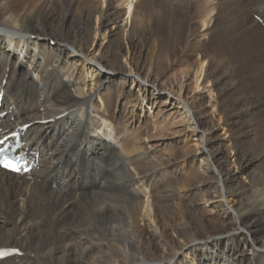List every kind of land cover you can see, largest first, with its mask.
<instances>
[{
	"label": "bare ground",
	"instance_id": "1",
	"mask_svg": "<svg viewBox=\"0 0 264 264\" xmlns=\"http://www.w3.org/2000/svg\"><path fill=\"white\" fill-rule=\"evenodd\" d=\"M95 1L0 0V112H5L0 129L3 135L18 131L23 143L18 152L37 162L24 175L0 170V248L20 251L0 264H189L183 260L189 254L198 264H264V175L254 171L248 185L239 181L226 165L228 147L221 144L209 151L207 144L216 136L214 125L197 109L198 100L173 97L183 101L184 112L191 113L185 130L200 133L210 171L203 187L216 189L220 198L214 207H224L229 199L237 202L232 211L223 208L214 219H206L189 195L196 192L191 179L182 180L186 190L181 191L179 179L168 172L178 162L194 163L195 157L188 151L181 156L169 151L150 157L143 136L162 139V128L170 123L162 120V113L154 121H141L133 110L144 101L158 100L163 90L153 80H160L167 54L176 53L175 47L169 51L166 45L178 44L195 57L191 66L198 62L197 80L207 63L203 78L213 80L217 88L218 109L232 134L228 146L235 152V164L246 174L258 161L248 137L264 114V25L259 27L248 9L233 2L229 12L242 13L244 26L232 22L215 32L218 23H214L202 32L208 40L194 36V43L191 32L196 20L207 26L213 18L210 10L216 5L210 0L197 4L174 0L175 8L165 5V0H126L131 25L130 49L125 52L122 29L115 32L108 27L120 17L113 3L121 0H105V8ZM259 14L264 22V8ZM164 15L167 24L161 20ZM94 16L99 31L110 34L97 58L89 49ZM250 29L254 43L261 40L260 48L237 40L236 32ZM23 40L26 50H33L29 63L38 82L28 80L18 62H13L9 46L18 47ZM144 41L157 50L137 56L131 45L142 47ZM122 57L135 77L121 66ZM89 71L94 72V85L85 90ZM129 80L140 87L142 99L123 93ZM115 83L119 90L112 88ZM167 103L176 108L172 97ZM106 121L117 146L92 133ZM24 124L29 126L19 129ZM136 188L140 192L150 188L149 201L140 200ZM140 220L154 231L140 226ZM246 246L253 250L249 257L243 252ZM201 247L203 252L196 256Z\"/></svg>",
	"mask_w": 264,
	"mask_h": 264
},
{
	"label": "rangeland",
	"instance_id": "2",
	"mask_svg": "<svg viewBox=\"0 0 264 264\" xmlns=\"http://www.w3.org/2000/svg\"><path fill=\"white\" fill-rule=\"evenodd\" d=\"M135 1L138 2L139 0H134V2ZM175 1L165 0V5L175 8L174 6ZM191 1L194 4H197L198 1L201 2L202 0H191ZM247 1H249L250 4L253 2V0H230V1L210 0L211 3L216 5L215 7H213V10H210V14H212L213 18L216 17V21H214L212 18L210 21L211 23L206 24L207 26L205 25L203 26L200 20H196L197 22H195L193 26V30L191 32V38H193L194 36H200L201 40L207 41L208 36L202 35V32L206 31L207 30L206 28L209 25H210L209 27L213 26L214 23H218L214 27L215 32L219 30L223 31L227 29L228 25L233 24L232 22L238 23V25L241 24L240 20L242 18L241 16L242 13L235 11L234 13L230 14L231 12L230 5L233 2L234 4H238L239 2L242 7L241 9H245V10L248 9V11H250V12L247 11L249 13V17L252 20H254L259 27L263 28L264 25L263 17L261 16V14H259V11L260 9L264 8V0H255L254 5H247ZM244 3L246 5H244ZM95 5L101 8H105L106 1L96 0ZM113 6L120 11V17L116 19L115 24L110 23L108 27L112 31H115L117 29L119 31L120 29H122V50L126 52L128 49H130V45L127 40V30L131 25V20L127 16L128 3L126 0L124 1L121 0L117 3L116 2L113 3ZM226 8H228V10H226ZM76 15H77V11H73L72 17H75ZM164 16H165L164 18L162 16L163 19L161 18V20H164V24H167L166 22L167 16L166 15ZM98 23H99L98 17L94 16L92 18V24H91L92 30L90 33L91 35H90L89 49L96 58L100 54V49H103V47L108 43V39L110 36L109 30L100 29L102 31H99ZM241 25L244 26V23ZM242 30L243 29H240V31ZM253 31L254 30L250 29L249 32H244V33L241 32L242 34L241 33L238 34V32H236V37L239 43L249 48H254V45H257V47L260 48L261 40H259L258 43H254V40L252 39V35L255 33H253ZM33 39L34 37L31 36L30 41H32ZM49 39L47 38L46 40L49 41ZM195 39L196 37L192 39V42L195 43ZM229 39L230 41L232 40L230 37ZM39 40L42 43L45 42V38H41ZM50 43L54 45V42H52L51 40ZM231 45L234 48L232 41H231ZM26 46L27 43L25 40L21 41L18 47H15L14 44L9 46L13 53V62L14 63L18 62V65L20 67L17 66V68L18 69L20 68L19 70L20 72L22 71V73L26 72V76L28 80L32 81V83L38 82L39 76L31 68V65L29 63L30 54H33V50L32 51L30 50V52H28L26 50ZM166 47L167 50L168 48L170 49L169 51H172V49L175 47L176 53H171L170 55L167 54L165 62L164 63L162 62L161 64L160 80H156V79L153 80L155 86L159 90H163V92L159 94V97H157L158 100L156 102L154 100H151L150 102L144 101L143 103L138 104L133 110L135 111V113H137V116L140 118L141 121L142 120L145 121L147 119L154 121L158 118V116H156L157 113L159 114V116L162 113V120L164 122H169L170 125L168 127L162 128V134L160 135V137L162 136V139L156 137L153 140L151 138L143 136L142 145H144V148H147L144 150L150 157H155L160 155L163 156V154L169 151H172V155L178 154L179 156H181L183 153H186V151H188L191 156L195 157L194 163L184 164L183 162H178L177 165L174 167L172 166L168 172L169 175L173 176L174 179H179L180 184L177 185V188L180 189L181 191L186 190V187H184L181 184L182 180L187 177L191 179L192 187L195 186L196 188V192H192L191 194H189L191 199L194 198L197 201L199 211L205 214L204 217L206 219H214L215 216L218 215V213L222 212L223 208L230 210L237 202L236 200L229 199L228 201H225L224 207L221 206L214 207L215 200H219L220 198H217L218 194L216 189L203 187L204 184L202 183V180L205 177H208L210 171H208L207 169V164H206L207 161L205 160V156L202 153L203 145L201 144L202 139L200 138V133L197 132L194 134L192 133V130H188V131L185 130L184 128L186 124L185 120L189 118L191 113L189 111L184 112V109L181 108L183 101L178 100L176 98L174 99L173 97L175 96L180 97L183 100L184 99L190 100L191 98H195L198 100L197 109L200 110L201 112H204V117H206L208 121L211 122L210 124L212 126L214 125L213 133L216 136L210 145L207 144L209 151H214V149H216L221 144L227 146L228 147V150L226 152L227 168L232 170L235 176L238 177V180L245 185H248L251 178L250 175L254 171H258L260 174L264 175V114H262V116L257 120L254 129L251 131L248 137L249 139H251L250 145L254 146L251 147L252 156L258 159V161L255 163V166L250 171H247V173L244 174L239 169L238 164H235L236 161L234 159L236 155L234 150L228 146L230 145L229 142L232 134L231 131H229V129L224 125V118L222 116V112L220 113L218 109L219 95L217 93V88L215 87L213 80H210L209 78L207 79L203 78L204 72H206L205 69L207 67V63H204L202 73H199L197 80L195 70H197L198 62L195 60V65L194 64H193L194 66L190 65L191 63H194L193 61L195 57L192 56L191 53L183 52L180 46H178V44H176L175 46H171L167 44ZM131 49H133L134 52H136V55L138 56L140 54L148 55V53H150L151 50H155L156 48H154L153 46H149L148 42L144 41V46L141 47L140 45H131ZM120 64L124 69H129L131 71L132 76L135 77L134 76L135 72L133 71V68L130 67L131 65L126 60V57H122L120 59ZM93 75H94L93 71L91 72L89 71L88 73H86L85 77L88 86L84 88L85 90L89 89L94 85ZM111 76L112 78L119 79L117 73H113V74L111 73ZM65 81L67 83L69 82L67 78H65ZM188 82L190 83V88H187V90H185L184 88L186 87V83ZM2 85H5V80L2 82ZM115 85L116 83L113 85L112 88L114 90H119L118 89L119 87L117 88V86ZM70 89L72 91L76 90L74 88V85H71ZM123 90H124L123 93L125 94L128 92L127 96L131 97L132 99L136 96H138L139 99H142L141 98L142 91L135 82H131L129 80L126 83L125 87H123ZM168 97H172L173 102L176 101L178 103V104L176 103L175 105L176 108L171 106V103L169 104L167 103ZM39 123L42 124L43 122H39ZM189 125L191 126V128L192 126H194L190 122ZM113 132H114L113 128L109 126L107 121L103 122L102 127L95 128L92 131V133L95 136L99 135L102 139L106 141H110L115 146H117L116 143L114 142ZM129 169L130 171H134L132 167H130ZM135 190L139 191L138 197L140 198V200H142L143 202L144 200L149 201L151 194L150 188H145L143 192H140L138 188H136ZM206 196L212 197L210 202H206L204 200V197ZM139 224L140 226H145L144 221L140 220ZM145 228L150 232L154 231V228L149 224H146ZM202 252H203V248L201 247L200 249H198V251H196V256H200ZM243 252L248 257L253 254V250H251L247 246L244 247ZM19 254L20 253L14 254L12 256H16ZM183 260L189 262V264H198V261H196L195 259L191 261V254L183 257Z\"/></svg>",
	"mask_w": 264,
	"mask_h": 264
},
{
	"label": "snow or ice",
	"instance_id": "3",
	"mask_svg": "<svg viewBox=\"0 0 264 264\" xmlns=\"http://www.w3.org/2000/svg\"><path fill=\"white\" fill-rule=\"evenodd\" d=\"M2 166L5 167V168H7V169L13 170V171H16L17 170L14 165H10L7 162H5ZM0 255H3V253L0 252Z\"/></svg>",
	"mask_w": 264,
	"mask_h": 264
}]
</instances>
